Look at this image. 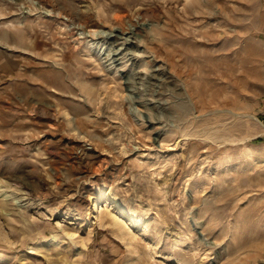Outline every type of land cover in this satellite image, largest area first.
<instances>
[{
  "label": "rangeland",
  "instance_id": "obj_1",
  "mask_svg": "<svg viewBox=\"0 0 264 264\" xmlns=\"http://www.w3.org/2000/svg\"><path fill=\"white\" fill-rule=\"evenodd\" d=\"M262 13L0 0V264H264Z\"/></svg>",
  "mask_w": 264,
  "mask_h": 264
},
{
  "label": "crops",
  "instance_id": "obj_2",
  "mask_svg": "<svg viewBox=\"0 0 264 264\" xmlns=\"http://www.w3.org/2000/svg\"><path fill=\"white\" fill-rule=\"evenodd\" d=\"M262 24L261 27H258V32H260V36L262 37V40H264V13H262Z\"/></svg>",
  "mask_w": 264,
  "mask_h": 264
},
{
  "label": "bare ground",
  "instance_id": "obj_3",
  "mask_svg": "<svg viewBox=\"0 0 264 264\" xmlns=\"http://www.w3.org/2000/svg\"><path fill=\"white\" fill-rule=\"evenodd\" d=\"M101 33V32H100ZM99 32H98V34H100ZM97 208L98 207H96V205L93 207V209L92 210H97ZM129 219H130V221L132 222V224H138L137 222H135V220L133 219V217H130L129 216ZM117 220V219H116ZM115 221V220H114ZM116 222V221H115Z\"/></svg>",
  "mask_w": 264,
  "mask_h": 264
},
{
  "label": "trees",
  "instance_id": "obj_4",
  "mask_svg": "<svg viewBox=\"0 0 264 264\" xmlns=\"http://www.w3.org/2000/svg\"><path fill=\"white\" fill-rule=\"evenodd\" d=\"M257 142L264 141V138H258L256 139Z\"/></svg>",
  "mask_w": 264,
  "mask_h": 264
}]
</instances>
